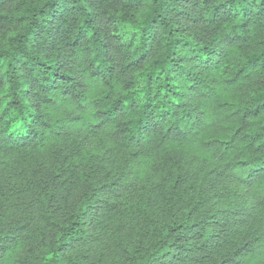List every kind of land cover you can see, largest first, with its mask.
Segmentation results:
<instances>
[{
    "label": "trees",
    "instance_id": "16d2710c",
    "mask_svg": "<svg viewBox=\"0 0 264 264\" xmlns=\"http://www.w3.org/2000/svg\"><path fill=\"white\" fill-rule=\"evenodd\" d=\"M0 264H264V0H0Z\"/></svg>",
    "mask_w": 264,
    "mask_h": 264
},
{
    "label": "rangeland",
    "instance_id": "374dc122",
    "mask_svg": "<svg viewBox=\"0 0 264 264\" xmlns=\"http://www.w3.org/2000/svg\"><path fill=\"white\" fill-rule=\"evenodd\" d=\"M190 32H193L192 30Z\"/></svg>",
    "mask_w": 264,
    "mask_h": 264
}]
</instances>
